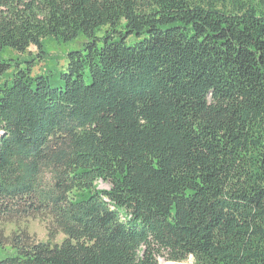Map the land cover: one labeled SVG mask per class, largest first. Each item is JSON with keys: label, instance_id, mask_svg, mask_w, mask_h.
<instances>
[{"label": "trees", "instance_id": "obj_1", "mask_svg": "<svg viewBox=\"0 0 264 264\" xmlns=\"http://www.w3.org/2000/svg\"><path fill=\"white\" fill-rule=\"evenodd\" d=\"M53 38L85 40L58 86L9 72ZM19 214L65 238L14 233L0 264H264V0H0V218Z\"/></svg>", "mask_w": 264, "mask_h": 264}, {"label": "rangeland", "instance_id": "obj_2", "mask_svg": "<svg viewBox=\"0 0 264 264\" xmlns=\"http://www.w3.org/2000/svg\"><path fill=\"white\" fill-rule=\"evenodd\" d=\"M100 33L99 35H101ZM85 40L79 38L75 41L65 43L63 41H58L55 38L48 39L44 44V54H37L38 49L36 47H31L29 49V54H19L14 51H6L1 57L10 59L12 68L9 72H14L19 68L27 69L31 68L32 75H45L51 76V83L53 86H58L61 80V74L66 72L68 65L67 56L70 52L76 51L82 48ZM17 64L20 66L17 67ZM4 80V79H3ZM98 188L100 190H108L110 188L109 183L103 181L99 182ZM15 219V222L6 221L4 218H0V247L5 248L8 246V239L14 233H19L22 231L28 232V234L33 237L34 241L37 243H45L49 240V232L52 230L54 238L52 239V244H61L64 240L62 234H58L53 226L52 220L47 216H40L39 218H25L24 214H19ZM4 246V247H2ZM3 255L0 252V258ZM159 264H168L164 258H158ZM177 264V263H175ZM180 264H195V259L190 257L187 261Z\"/></svg>", "mask_w": 264, "mask_h": 264}, {"label": "bare ground", "instance_id": "obj_3", "mask_svg": "<svg viewBox=\"0 0 264 264\" xmlns=\"http://www.w3.org/2000/svg\"><path fill=\"white\" fill-rule=\"evenodd\" d=\"M168 264H175V263H168Z\"/></svg>", "mask_w": 264, "mask_h": 264}]
</instances>
